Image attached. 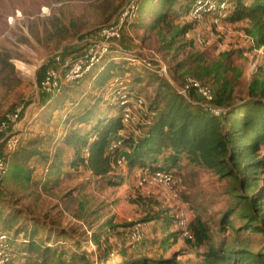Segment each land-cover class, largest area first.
Wrapping results in <instances>:
<instances>
[{
	"label": "rangeland",
	"instance_id": "1",
	"mask_svg": "<svg viewBox=\"0 0 264 264\" xmlns=\"http://www.w3.org/2000/svg\"><path fill=\"white\" fill-rule=\"evenodd\" d=\"M131 1L0 0V120L21 100L25 104L16 128L19 147L7 154L0 143V156L13 161L31 141L40 153L25 161L27 179L8 180L7 171L0 187V234L9 235L12 249L7 264H77L75 258L82 254L92 264L107 259L114 264L161 260L199 264L197 254L206 249H195L182 236L183 226L195 218L206 224L216 247L264 251V233L248 228L252 210L238 203L237 196L245 195L242 189L185 155L176 162L167 160L170 151L143 159L151 168L172 175L171 189L153 184L137 165L128 168L130 148L123 149L117 169L104 179L70 166L75 154L73 146L64 144L65 137L73 131L82 137L91 129L77 117H118L114 104L118 87L112 79L119 78L120 88L142 103L141 113L136 106L131 109V123L116 139L129 137L139 143L150 126L151 109L163 108L157 98L161 82L134 62L137 57L155 53L170 70L176 87L195 79L213 92L217 89L213 75L222 66L235 104L251 101L248 89L254 80L264 84V52L248 36L247 22L221 20L215 24L211 17L196 23L189 16L193 0H167L166 6L159 0H135L145 10L112 45L118 52L109 54L79 84L65 85L48 98L42 97L37 85L44 70L53 66L51 57L59 51L65 56L78 54ZM9 18H13L11 23ZM182 61L188 64L179 72L176 65ZM110 63L119 71L98 87L97 77ZM207 70H211L209 75ZM195 72L203 78L193 76ZM184 99L196 104L197 97L192 94ZM260 157L264 163V147ZM144 177L146 182H142ZM258 178L260 207L255 215L263 213L257 225L264 230V167ZM157 216L162 220H154ZM136 225L140 238L131 234ZM26 234L40 250L28 248ZM45 249L50 253L45 254Z\"/></svg>",
	"mask_w": 264,
	"mask_h": 264
},
{
	"label": "trees",
	"instance_id": "2",
	"mask_svg": "<svg viewBox=\"0 0 264 264\" xmlns=\"http://www.w3.org/2000/svg\"><path fill=\"white\" fill-rule=\"evenodd\" d=\"M159 1L161 5L166 6L167 3H172L175 0ZM136 4L138 7L136 16L129 23V26L134 24L139 18L140 12L145 10L144 5L139 7L138 1ZM224 21L228 23L247 22L248 29L246 32L248 36L252 39L255 47L262 48L264 52V0H228V16ZM113 64L106 65L97 77L98 87L104 86L114 76V72L119 71L117 65ZM187 64L186 61L178 63L176 65L177 71L185 70ZM222 68V66L218 67L213 75L217 87L216 91L213 92L209 87L214 96L211 106L221 110L220 116L205 110L200 103L201 99L196 95H194L197 97L196 104L185 101L166 80L158 78L154 73L143 68L161 82L158 87L157 98L163 105L162 109L156 107L151 109L149 114L152 115V118L145 137L137 144H134L129 137L116 139L120 132L126 131L127 126L122 123V116L117 101L114 99V104L119 111L118 117L104 119L77 117V120H84L91 129L82 137L76 131L65 137L64 144L68 147L73 146L71 148L75 154V161L70 163V166H80L95 178L104 179L117 169L123 149L130 148L132 150L128 168L137 165L140 170L147 169L149 172L162 169L151 168L143 159H149L152 155H161L163 152L170 151L171 154L167 160L176 162L180 155H185L191 162L201 163L220 178L232 179L237 190L242 189L245 194L244 196H237L238 203L245 210H252L248 228L264 233V230L257 225L258 218L263 213L259 212L258 215H255L256 210L260 207L258 202L260 195L258 173L264 167L260 157L261 149L264 147V84L254 80L248 89V96L251 101L235 104L232 98V87L228 85L226 78L222 75ZM168 71L170 75V70ZM91 73L84 76L77 84ZM210 73L211 70H207V75ZM193 76L203 78L196 72ZM183 83L182 81L181 84ZM40 95L47 98L50 96L49 94ZM117 142H120L119 146H115ZM34 145L35 142H29L28 147L21 149L13 161L7 160L8 180L27 179L28 171L24 166L25 161L40 155L37 149L32 147ZM113 146L115 147L113 148ZM18 147L19 143L14 152L17 151ZM59 156L57 154L55 158L59 159ZM59 165L60 163L54 168ZM2 183L3 179L0 187ZM157 217L154 220H162L161 217ZM187 229L191 233L192 239H186V241L193 243L195 249L202 247L206 249L203 253L197 254L201 258L199 264H264V251L253 253L245 247L214 246L210 240L206 224L199 218H195L191 225H187ZM21 234L24 233L17 232L18 236ZM23 238L24 240L29 238V242L26 243L29 249L40 250L35 243L30 241V234L23 235ZM95 242L91 241L92 244ZM48 253H50L49 249H45V254ZM75 260L77 264H92L83 254L76 257ZM115 262L107 259L100 263L114 264ZM60 264L63 263L60 262ZM156 264L181 263L174 260H161Z\"/></svg>",
	"mask_w": 264,
	"mask_h": 264
},
{
	"label": "built area",
	"instance_id": "3",
	"mask_svg": "<svg viewBox=\"0 0 264 264\" xmlns=\"http://www.w3.org/2000/svg\"><path fill=\"white\" fill-rule=\"evenodd\" d=\"M137 9L135 0L127 4L111 24L98 29L95 38L87 42L80 53L65 56L60 51L56 52L50 59L53 66L44 70L43 76L37 85L38 92L40 94L52 95L59 92L65 85L77 84L84 76L97 68L107 55L112 52H118L112 45L121 40L129 23L135 18ZM189 16L196 23H202L204 19L212 17L213 22L216 24L228 16V0H194L189 9ZM12 19L9 18L8 22L11 23ZM260 49L263 50L262 48ZM135 61L143 68L154 73L158 78L166 80L183 98H188L194 94L201 99L205 110L210 111L216 116H220L221 110L211 106L214 96L209 87L195 79H187L179 87H176L169 77V71L165 63L155 53H151L146 57H137ZM111 83L118 87L115 99L121 112L122 123L127 125L129 122L131 123V109H134V106H136L141 113L142 103L138 97L132 96L130 92H127L124 88H120L122 83L119 81V78L112 79ZM24 106L25 104L21 100L11 110L6 112L0 120V135L2 136L0 143L7 154L14 153L18 146L19 138L16 135V128L24 112ZM119 145L120 142H117L115 146ZM119 164L120 161L118 160ZM6 171L7 159L0 156V183ZM141 172L145 176L149 174L153 184L167 189L172 188L173 178L170 173L162 170L149 172L147 169L141 170ZM142 182H146V177L142 179ZM179 224L181 227L183 226L181 221ZM183 228L182 236L185 239H192L187 226H183ZM131 232L133 238H140L139 225L134 226ZM10 241L9 235L5 233L0 234V264L10 262L9 257L12 251Z\"/></svg>",
	"mask_w": 264,
	"mask_h": 264
},
{
	"label": "bare ground",
	"instance_id": "4",
	"mask_svg": "<svg viewBox=\"0 0 264 264\" xmlns=\"http://www.w3.org/2000/svg\"><path fill=\"white\" fill-rule=\"evenodd\" d=\"M19 67H20L22 70L25 69V67L22 66L21 64H19Z\"/></svg>",
	"mask_w": 264,
	"mask_h": 264
}]
</instances>
